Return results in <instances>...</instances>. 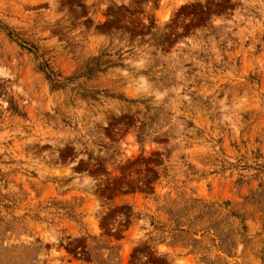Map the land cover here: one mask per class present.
Wrapping results in <instances>:
<instances>
[{
    "label": "rangeland",
    "instance_id": "obj_1",
    "mask_svg": "<svg viewBox=\"0 0 264 264\" xmlns=\"http://www.w3.org/2000/svg\"><path fill=\"white\" fill-rule=\"evenodd\" d=\"M0 264H264V0H0Z\"/></svg>",
    "mask_w": 264,
    "mask_h": 264
}]
</instances>
